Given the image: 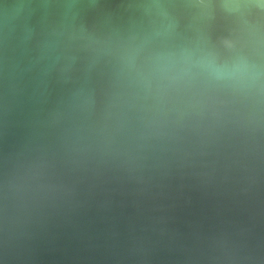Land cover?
I'll list each match as a JSON object with an SVG mask.
<instances>
[{
  "label": "clouds",
  "instance_id": "1",
  "mask_svg": "<svg viewBox=\"0 0 264 264\" xmlns=\"http://www.w3.org/2000/svg\"><path fill=\"white\" fill-rule=\"evenodd\" d=\"M0 264H264V0H0Z\"/></svg>",
  "mask_w": 264,
  "mask_h": 264
}]
</instances>
